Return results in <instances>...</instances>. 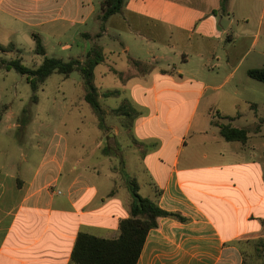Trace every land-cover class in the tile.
I'll return each instance as SVG.
<instances>
[{
	"label": "crops",
	"instance_id": "0c3cea01",
	"mask_svg": "<svg viewBox=\"0 0 264 264\" xmlns=\"http://www.w3.org/2000/svg\"><path fill=\"white\" fill-rule=\"evenodd\" d=\"M102 1L99 11L96 0H0L1 44L19 34L14 22L59 29L71 20L87 41L71 58L92 52L102 58L95 70L106 64L103 85L94 70L103 121L93 108L74 126H93V140L71 145L56 132L25 142L28 119L0 113L22 131L15 143L0 138V264H71L80 232L118 237L132 178L186 217H159L137 264H264V97L248 75L264 65V0H228L225 11L221 0H125L101 28ZM253 51L259 63L243 68ZM228 123L249 128V139L225 140L219 124Z\"/></svg>",
	"mask_w": 264,
	"mask_h": 264
},
{
	"label": "rangeland",
	"instance_id": "374dc122",
	"mask_svg": "<svg viewBox=\"0 0 264 264\" xmlns=\"http://www.w3.org/2000/svg\"><path fill=\"white\" fill-rule=\"evenodd\" d=\"M98 10L101 8V0H96ZM95 22V21H94ZM62 26L57 29L54 26H20L17 22L13 25L18 29L19 34L3 35L5 44L8 45L10 42H14L16 47L20 50L15 54L13 51H0V55L11 58L14 55H20L23 57V62L30 67L41 64L44 56L38 54L35 50L36 44L33 39V33H38L43 43L46 42L49 55L55 56L64 60H69L71 57L81 54L83 46L87 44V41L80 36H74V22L71 20H62ZM60 26V25H58ZM56 26V27H58ZM86 28L92 30V24ZM256 27L253 26L252 31L255 33ZM64 44H70L71 48L62 50L61 47ZM45 45V43H44ZM16 49V48H15ZM2 52V53H1ZM252 56H257L256 51H253L243 65L247 67L251 63H259L251 61ZM106 64L101 63L95 70V82L97 84L102 83L101 71L106 67ZM198 63L192 60L189 64L190 67L197 66ZM242 72V69L241 71ZM206 77V76H205ZM83 75L79 70L72 72L69 76H65L62 73L55 72L50 75L45 83L37 90L38 101L33 99L34 91L27 80V75L19 73L14 68H7L0 62V113L5 109L10 108L13 114L12 121L14 123L19 122L20 124L25 119L27 121V129L24 135V141H33L39 139L41 142L49 141L52 139L56 132L65 135L68 141L73 145L74 141L84 138L93 140L96 136V130L93 126L90 128V132L86 130V126L80 132L74 130L81 120L82 115H89L88 120H91L93 107L85 101L84 105H79V97L84 93ZM256 82L262 86L259 96L264 97V83L261 81ZM103 85V83H102ZM100 86V85H98ZM105 98L100 97L99 100L102 104L105 103ZM112 103L116 102L115 98H112ZM263 103V102H262ZM124 108V107H123ZM194 109V102L191 104L187 116ZM124 110V109H123ZM264 110V103L260 106V112ZM201 109L198 111V113ZM216 109L214 110V112ZM217 113V112H215ZM185 114V113H183ZM182 114V115H183ZM41 127L43 130L36 136V128ZM95 131V132H94ZM22 135L19 127H13L11 130L6 128V123L3 121L0 123V138H4L5 141L12 143L17 142Z\"/></svg>",
	"mask_w": 264,
	"mask_h": 264
},
{
	"label": "trees",
	"instance_id": "16d2710c",
	"mask_svg": "<svg viewBox=\"0 0 264 264\" xmlns=\"http://www.w3.org/2000/svg\"><path fill=\"white\" fill-rule=\"evenodd\" d=\"M228 0H221V10L225 11ZM125 0H103L102 9L99 14L101 28L113 14L120 13ZM36 44V52L42 54L44 59L37 66H27L21 57L7 60L0 57V62L7 68H14L19 73L27 75L33 91V99L38 101L37 90L45 83L47 78L55 72L69 76L72 72L79 70L86 84V100L99 114L103 121V109L98 100V90L94 84V70L102 60L98 54L92 52L86 55L84 61L78 58L64 60L55 56H49L41 36L33 33ZM14 43L3 45L0 43L1 51H13ZM248 75L254 79L264 82V65L248 69ZM117 93V90L105 92L106 95ZM103 126V123H100ZM220 133L228 141H247L250 137V129L237 127L231 124H219ZM129 187L133 194L131 205V216L120 222V234L116 238L99 237L88 232H80L72 251L71 264H137L144 247L147 235L152 228L158 226L161 216L175 217L186 220L180 212L163 209L156 200L143 196L139 192V185L135 178L129 181ZM259 247L264 255V237L259 242Z\"/></svg>",
	"mask_w": 264,
	"mask_h": 264
},
{
	"label": "built area",
	"instance_id": "2783aa9c",
	"mask_svg": "<svg viewBox=\"0 0 264 264\" xmlns=\"http://www.w3.org/2000/svg\"><path fill=\"white\" fill-rule=\"evenodd\" d=\"M59 192H61V191H59Z\"/></svg>",
	"mask_w": 264,
	"mask_h": 264
}]
</instances>
